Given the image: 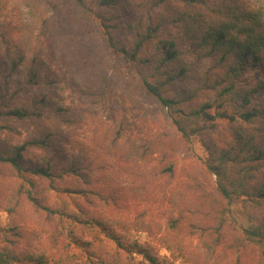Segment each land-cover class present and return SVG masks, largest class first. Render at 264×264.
<instances>
[{"label": "trees", "instance_id": "16d2710c", "mask_svg": "<svg viewBox=\"0 0 264 264\" xmlns=\"http://www.w3.org/2000/svg\"><path fill=\"white\" fill-rule=\"evenodd\" d=\"M99 52L117 61L115 72L128 77V85L136 84L164 109L167 125L161 131L146 117V125L130 123L127 113L110 105L119 103L115 95L126 105L132 93L114 91ZM0 54V118L35 128L21 142H0V169L13 180L21 179L9 183L4 207L16 216L27 201L35 213L53 221L57 248L86 247V257L79 262L75 253L61 249L50 256L37 253L21 246L24 229L15 223L0 227V264H176L188 253L187 237L195 235L213 253L225 242L238 253L234 264H264V0H0ZM251 69H256V79L244 75ZM93 70L99 74L93 87L96 104L119 120L112 135L116 144L134 128L132 134H141L142 141L150 132L156 137L141 146L143 155L155 160L149 169L140 165L135 171L141 192L156 178L174 175L177 154L198 138L207 152L199 159L209 176L202 181L190 174L186 191L200 208L191 210L182 197L161 223L148 220L146 211L132 221L106 214V207L120 200L118 191L89 187L93 179L88 168L64 154L63 125L49 119V87L58 82L52 74L62 75L84 93L83 76ZM86 106L59 103L53 113L74 114L83 123L92 114ZM135 118L141 120V112ZM90 125L99 146L101 131ZM3 128L18 130L11 124ZM31 152L37 157L27 159ZM130 162L126 157L125 163ZM55 191H65L71 201L45 203L41 196L50 198ZM234 202L240 204L246 223H234L238 233L227 237L222 229ZM199 212L216 221L211 241L197 234L207 219H187ZM78 225L102 233L98 247L77 232ZM130 225L164 230L157 241L173 262L162 259L152 243L125 235L121 230Z\"/></svg>", "mask_w": 264, "mask_h": 264}, {"label": "rangeland", "instance_id": "374dc122", "mask_svg": "<svg viewBox=\"0 0 264 264\" xmlns=\"http://www.w3.org/2000/svg\"><path fill=\"white\" fill-rule=\"evenodd\" d=\"M13 2H16V0H13ZM99 53V60L101 61L103 59L101 61L102 66L106 69L109 81L112 87L115 88L114 91L119 90L124 92L128 89L132 93L131 99L133 100H131V102L128 101L126 105L124 104V100H121L118 95H115L114 98H116L119 103L115 101L111 102L110 105L113 107L115 104L114 109L120 110L121 108L124 113H127L130 123L141 121L146 125L143 120L146 117L147 120H152L158 127L156 128L157 131H161V128L167 125L164 109L153 98L143 94L136 84L132 83L133 85H131L130 83L128 85L127 81L130 80L128 77L122 79L120 74H116L114 67L117 61L115 59L107 56L103 58V54L101 52ZM93 64L94 63L90 62L89 66ZM40 70L43 74L47 73L45 71H48L44 67L40 68ZM84 75L87 76H83L85 92L82 93L78 91V87L70 80H66L62 75L52 74L51 77L56 78L58 82L51 84L49 87V119L50 123L53 125L54 123L63 125L60 134L64 137L63 141H67V146L64 147V154L69 157L70 155L75 156L82 167L88 168V173L93 179L89 187L96 190L105 189L108 192H112L114 189L118 191L120 200L117 205L113 203L108 205L106 207V214L110 217L114 216L132 221L138 218L142 211H146V218L148 220L161 223L169 212L177 209V203H179L182 197H184L185 202L188 203L191 210H196V207H199L198 202H195L194 199L191 198V193L186 191L190 182L189 176L190 174H196L201 180L202 178L206 180L209 176L201 162L202 158H206L207 152L202 147L198 138H193L192 143L177 154L175 158L176 170L174 175H162L156 178L152 185L147 186L146 192H141L140 187L136 185L139 180L136 178L137 175L135 171L140 165L149 169L155 164V160H153L151 156L148 154L143 155L142 147L147 146L156 137L149 131L148 137L146 136L142 141L138 139L139 136H142L141 134H137V136L132 134V131L135 130L134 128V130L129 129L126 132L127 136L119 144H116L115 137L112 135L119 124V120L112 117V112H110L109 108L106 106L101 108L97 105L98 98L94 96L96 89L93 87L97 86L99 83V77H97L99 74L93 70L89 74L86 73ZM244 75L256 79V69H251L245 72ZM91 101H95L93 106L90 105ZM79 102L87 103L86 107H89L92 113L83 123L79 122L81 117L74 116V114L70 116L64 113L60 115L53 113V110L57 108L59 103L62 105H76ZM133 108L137 109V114L135 115L131 114ZM139 112H141L142 115L141 120L135 118L136 115H139ZM93 113H96V116ZM70 121L73 122L69 123ZM5 124L16 125L18 130L14 132L8 131L3 128ZM90 124L98 125V129L101 131L100 137L102 139V144L99 146L92 140V129ZM125 125L127 128H130L128 124L125 123ZM34 132L35 128L19 123L15 119L0 118V142L18 143L28 138ZM128 136L130 137L129 139ZM188 149L189 151H187ZM37 154V152H31L27 155V159L36 158ZM124 155L130 157V164L125 163L126 157L124 158ZM199 157H202L201 160ZM1 168L5 170V167ZM210 176L215 180V175L213 173L210 174ZM10 177V174L2 172L0 169V227L8 228L15 223L20 224L24 229V237L21 238L20 241L21 246L28 247L37 253H44L50 256L52 253H58L59 251L57 250L61 249L66 252L68 251L70 254L75 253V262L84 259L86 257V247L82 248L75 244L72 245L71 249L64 248L62 245L59 246L60 248L56 247L53 237V221L48 219L45 214L35 213L33 207L27 201H22L16 216H12L8 213L4 207V203L6 201V193L10 188L9 183L13 186L21 182V179L17 178L13 180ZM207 188L213 190L210 185H208ZM67 194L68 193L65 191H55L50 198L49 194H44V196L41 197L45 203L53 204L56 203V199L60 201V199L65 198L71 201V198ZM173 196L177 200L174 203H168L167 199ZM54 205L58 204L56 203ZM188 215L187 219H196V222L207 219V225L203 223L202 228L204 229L197 231V234L200 236L208 235L205 239L211 241L215 235L214 226L216 221L212 220V217L207 218L205 212ZM227 218L229 223L227 222L224 224L222 232L226 229V236L232 237L235 233H238L236 230L238 227H235L246 223V219L241 212V207L238 202L229 205ZM234 223L236 226H234ZM81 227V225L77 226V232L80 233L84 239L92 240L93 246L98 247L100 242L97 236H103L102 233L95 227L93 229H86V231L81 230ZM129 227L131 228L127 229V231H121L132 239L152 243L162 259L168 258V260L173 262L172 254L165 246L157 241L160 235L164 233V230L160 232L155 229L150 232L139 230L134 225H130ZM187 239L189 244L188 253L184 259L178 257L175 261L176 264H234L238 256V253L234 249L226 248L225 242L217 245L216 247L219 249L213 253L212 250L206 249L200 244L197 235L190 236V238L188 236ZM138 257L141 258L139 255ZM21 264L29 263L24 262ZM245 264L256 263L245 262Z\"/></svg>", "mask_w": 264, "mask_h": 264}]
</instances>
